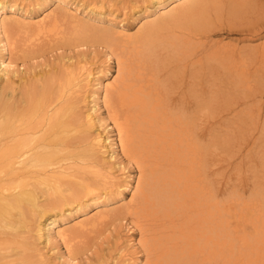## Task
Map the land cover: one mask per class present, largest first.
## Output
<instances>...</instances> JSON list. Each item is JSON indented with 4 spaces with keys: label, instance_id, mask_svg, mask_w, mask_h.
<instances>
[{
    "label": "bare ground",
    "instance_id": "1",
    "mask_svg": "<svg viewBox=\"0 0 264 264\" xmlns=\"http://www.w3.org/2000/svg\"><path fill=\"white\" fill-rule=\"evenodd\" d=\"M39 1L0 0V264H27L25 254L13 258L12 252L22 246L34 249L35 236L53 250V241L70 245L76 235H67L76 227L89 234L117 219L139 235L136 252L145 256L142 264H264V190L250 201L230 200L227 186L220 189L212 179L228 165L211 154L214 144L218 151L244 152L255 137L246 126L262 119L257 97L264 82L259 81L264 75V11L254 0H149L134 7L135 19H144L135 31L121 19L113 21L119 30L105 28L93 35L94 25L86 28L80 15L102 21V14L82 11L71 0ZM56 2L65 4L73 18L65 21L73 32L62 40L71 45L91 43L95 36L105 40L116 73L112 81L102 80L87 67L83 80L75 81L72 70L57 65L59 72L39 75L40 90L35 96V86L28 90L24 107L13 93L8 97L10 86H16L14 76L29 81L16 59L19 53L31 55L40 42L17 47L20 38L30 40L36 26L40 32L49 25L55 31L62 27V15L52 18L46 12L38 18ZM234 28L262 40L242 45L214 37ZM80 91L86 92L78 98ZM223 96L229 112L221 115L224 107L215 110L217 97L223 101ZM81 101H88L85 111ZM214 116L235 125L223 129V144L210 125ZM198 121L206 122V131L200 133ZM94 128L100 131L90 132ZM217 162L220 169L212 171ZM115 167H122V182L111 174ZM93 176L112 186L110 198H102L106 192L94 194ZM126 190L131 191L128 202L105 211ZM42 195L50 203L44 204ZM51 208L58 213L50 214ZM93 210L96 218L89 220Z\"/></svg>",
    "mask_w": 264,
    "mask_h": 264
},
{
    "label": "rangeland",
    "instance_id": "2",
    "mask_svg": "<svg viewBox=\"0 0 264 264\" xmlns=\"http://www.w3.org/2000/svg\"><path fill=\"white\" fill-rule=\"evenodd\" d=\"M29 1L34 2L35 0H23V1L18 0V2H20V3H29ZM45 1L46 0H42L39 2L41 3V2H45ZM71 1H74L75 3H77L80 6L82 11L86 10V11H90V12L95 13V14H102V18H103L102 21L95 19V16H94V18H92V16H91L92 14L90 15L91 17H89V16L83 17L80 15V17H82V23H84L87 26L86 28H91L94 25L93 29L90 32L94 35V34H97L98 32H103V31H108V30H116V29L119 30V26H117L118 23L117 22L114 23L113 21L121 20V19H123V21L126 23L129 31H131V32L135 31L137 29V26H139V24L141 22H143L142 20H144V19L140 15H139L138 19H135L137 17L138 13H135L136 8H134V7L138 8V7H140V5L142 6V4L147 5V2L149 0H71ZM254 1L256 2L258 7L260 8V10L262 9V11H264V9H263L264 0H254ZM75 8L78 9V7H75ZM98 8H101L100 10L105 11V13H100L101 11L98 12L97 11ZM256 9H258L257 6H256ZM46 12H48V14H50V16H52V18H54L56 16L58 17L59 15H62L61 16V21L63 23L62 27L57 28V30L55 31L54 30L55 26L49 25V27L44 29V32L43 31L40 32L38 29V26H36V29H34V31L28 37L30 40H28L27 37L24 40V37L22 35L21 37H23V38H20L19 47H17V48H21V47H24L26 45H27V47H30L31 45H34L35 42H40L39 45H37L38 46L37 50L35 52L32 51L31 55L27 56L26 53H24V52L19 53L20 58L16 59L17 60L16 64H19L21 66V69H27L28 72L26 73V76L28 77L29 81L27 82L25 79H23L20 76V74H19L20 77L14 76L15 83H12V85L15 84L16 86L15 87L10 86V90L8 92V97H10V94L13 93V95H15L14 97L19 99L18 100L19 103H20V100L22 99L21 104L24 107L27 106V104L24 105L25 104L24 100L30 94L29 89L32 88V86H35L34 89L31 91V94H33L34 96L40 90L39 88H37V86L40 87V85H38L39 81L37 82V78L39 77L40 74L45 73V75H46L47 74L46 72H50L52 70H53L52 72L56 73L57 71L59 72V70H61L60 68L67 66L66 69L69 68L70 70H72V73H74V76H76L75 77V81H76L77 77H80L83 80L84 76H83V74L81 75L82 70L87 69V67H91V68H94V71H95L94 73H96V75H99V77L102 78V80L106 79L108 81H112L113 76H115V73H116V62H114L113 59H110V56L104 50L105 46L103 45V43L105 40H101V39L97 38V36H95L96 39L94 41H92L93 43L92 42L91 43L85 42L82 40H79V41L77 40L78 42H74V44H72V45L68 43V42H70L69 40H64V41L62 40L64 36H66V35L69 36V34H72V32H73V30L70 29V24L65 22L69 18H71L73 20L72 16L68 14L69 12L66 10L65 4H63L62 2H56L55 4L51 5L47 11H45V12L41 11L40 14H42V15H40L38 18L43 16ZM115 12H117V15L115 14ZM155 13H156V11H155ZM75 19H74V23L81 21V20L77 21ZM84 20L85 21L87 20V21L84 22ZM53 22H55V21L53 20ZM59 23L61 25V22H59ZM79 23H81V22H79ZM105 28L108 30H105ZM45 32L49 33L48 34L49 37L52 34V37L49 38L47 36L45 38H40V36ZM218 32H220V34L214 35L215 38H217V39L224 38L225 41L228 40V41H233V42L236 40L237 42H239L242 45L243 44L244 45H249V44L254 45L255 43H257V41L259 42L260 40H262L261 38L258 39L257 37H249L248 36V35H250L249 33L247 34V32L240 31V30H237L235 28L233 30L225 29V30H220ZM39 33H40V35H39ZM57 33H59V34H57ZM45 35L46 34H44V36ZM116 36L117 35H115L114 37H116ZM246 37H248L249 39ZM22 41H23V44H22ZM242 41H243V43H241ZM25 42H26V44H25ZM33 53H35V54H33ZM15 55H16V53H15ZM60 56H62V57H60ZM60 60H61V62H60ZM84 64H86V65H84ZM57 65L59 67L63 66V65L64 66L59 68ZM73 69H75L76 71L74 72ZM100 70H102V71H100ZM79 73H80V75H79ZM99 73H101V75ZM106 73H108V74H106ZM30 78H31V80H30ZM259 81H261V82L264 81V75L262 77H260ZM34 82H36L37 84H32ZM29 83L32 84L30 87H29ZM256 83H257V81H256ZM263 83H262L263 89L258 88L260 91L258 90V97H257V99L258 100L260 99V101H261L257 105H259V107H260V105L263 106L262 107L263 115L261 117L262 119H259L258 121H256V123L252 122L250 124L248 121L249 125L246 126V127H248V132L252 131V133L251 132L250 133L255 135V137H252V138H253V140L254 139L257 140L256 146H254V147L252 146V143H253V140H252V142L250 141V145L248 146V148H246V150L244 152H240V151L233 152L231 150L224 151L223 149L218 151L219 149L217 150V148L219 146H217L215 144H214L213 148L211 149V154H213L212 157H215L218 159L223 158L225 160V163H226V164L225 163L224 164L228 165L226 167L225 173H221L224 171L220 172L221 162H217L214 165H212V167H211L212 171L220 169L219 173H213V175H212V179L214 181V184L215 185L217 184L218 185L217 187L220 189H223L225 186H227L224 189H226V191L228 189V193L231 194V197L233 194V197L230 200H236V198H238V199L240 198L239 202H242V203L245 201H250L251 199H253L255 197L259 198L263 194L262 190H264L263 189L264 188V130H263L264 126L262 125V123L264 122V84ZM18 84H20V85H18ZM55 85H57V84H55ZM22 86H23V89H22ZM11 90L14 92H12ZM86 91H88V89H86ZM86 91H83V93L81 91H80V93L78 92L77 93L78 98H81L82 96H84ZM19 96L21 98H19ZM23 98H25V99L23 100ZM224 98L226 99V96L225 97L223 96L224 103H223V101H220L221 97H217V101H216L215 112L216 111L220 112V110H222V109H217L220 105L222 107H224L225 112L222 110V113H220L221 115L227 114V112H229V111L225 110L226 107H228V106H224V105H226L225 104L226 100ZM8 99H10V98H7L6 100H8ZM82 102L83 101H81L80 105H82V110L85 111L87 109V105H88L87 102L88 101H84L83 103ZM250 104L253 105V107H254V105L256 103H250ZM22 105H20V106L23 107ZM100 107H101L100 113L102 114L103 117L105 116L106 119L104 118V120H107L108 115L106 113V110L104 109L103 106H100ZM23 110H24V108H23ZM215 121H218V123H216ZM107 122L110 123L109 121H107ZM204 122H199L200 125L198 128H199L200 133L202 132V130H204V131L207 130V127L204 125ZM228 124H229V126H228ZM210 125L212 127L213 133L218 134L217 140L222 144L224 143L223 141H225L224 140L225 138L222 134L223 129H227L228 127L232 128L233 126H235L234 123L229 122L226 124L224 121L219 122L217 116H214V119L211 121ZM99 131L100 130L98 128L97 129L94 128V129H91L90 132L96 134ZM111 135H112V137H114L115 132L114 133L112 132ZM230 136L231 135H227L228 138ZM228 141L233 142L234 140L231 138V140H228ZM205 142H207V141H205ZM249 147H250V149H249ZM110 164L111 163L108 164V162L106 161V165L108 167L110 166ZM228 167H229V169H227ZM121 168L118 167L116 169V167H115V168L111 169L112 170L111 174L113 173V175H117L118 176L117 178H119L118 179L119 182H122L124 180L123 170H121ZM238 168H240V169H238ZM136 175H137V172H134V177ZM109 177L113 178L112 176H109ZM90 180L97 184L96 187L94 188V194H101V193L106 192L105 193L106 195L104 194L102 196V198H108V197L110 198L111 194L107 191H111L112 186H110L109 184L104 185V183H102V181L104 179L101 177L93 176V178H90ZM108 182H109V180H108ZM223 183H225V184H223ZM222 185H224V187H222ZM127 191L128 190H126V193L123 195L124 197L122 200L115 203L114 205L106 206L105 211H107V212L108 211H116L120 208V205L127 203L131 197V191L130 190L128 192ZM41 198H42L41 201L42 202L44 201V204L50 203L48 201L49 196L42 195ZM52 208L50 211L52 213H50V214L53 215V214L58 213L57 211H55ZM99 211H102V209ZM94 212L95 211L93 210L87 214L89 217V220H92V219L94 220L96 218L97 213L96 212L94 213ZM94 215H95V217H94ZM63 216H65V215H63ZM90 216L93 218H91ZM76 220H79V218H77ZM120 223H122V222H120V219H117L115 221V223H113L112 225H108L103 230L98 229V231L97 230H95L94 232L91 231V233L89 232V234L86 232L83 233L82 231H80V229H78L76 227L74 230H71L70 233L67 235L68 238L70 236L76 235V239L70 244L71 248H73V251L70 249V245L65 247V243H62L59 241H53L54 244L53 243L52 244L55 247L52 246V248L53 247L55 248V250L57 252V253H55L54 248H53L54 251L49 250L48 247L46 246V243L45 242L43 243V241L37 240L36 236H35V237H33L34 249H32V246H28V247L22 246L21 248H19V250H16V252H14V251L12 252V257L15 258L18 256L17 258H19L21 254H22L21 255L22 257L25 254L24 256L26 258L25 260H27V264H49V263L50 264H62V263L66 264V263H69L71 261L74 262V263L71 262V264H135V263L136 264H142L144 259H145V256L139 255V252L138 253L136 252L138 250L137 246H136L137 245L136 239H138L139 235L135 231H134V233H131L132 230L129 231L128 226H122ZM68 225L70 226L69 228H71L72 226H74V221L68 223ZM81 235H82V237H81ZM85 235L88 237L85 238L86 237ZM78 236L80 237V240H79ZM82 238H85V239H82ZM86 241L89 245V246L87 245L89 248L87 246L85 247V249L81 248V246L84 247L83 245L85 244L84 242H86ZM55 242H56V244L59 245L58 250H57V245L55 244ZM77 242H79V243H77ZM80 243L82 245H80ZM36 245H37V247H35ZM24 247H25V249H23ZM49 247H51V246H49ZM29 248H31L33 250V252ZM21 249H23L24 251ZM37 249H39L40 251ZM83 249L85 251H83ZM25 251L30 252V253L26 252L27 253L26 254ZM69 251H72V253ZM68 252H69V254H68ZM19 253H21V254H19ZM38 253H40L42 256L39 254V256H41V257H38L37 256ZM33 255H35L36 257ZM32 256L34 258H32ZM43 256H45L44 258L48 262L49 261L50 262L45 263L43 261V258H42ZM70 256H71V258H70L71 260L68 258ZM73 257L75 258V260ZM37 258H39V259H37ZM125 258H126V261L124 260ZM66 259H68V260H66ZM32 260H33V262H32ZM40 260H41V262L39 263Z\"/></svg>",
    "mask_w": 264,
    "mask_h": 264
}]
</instances>
